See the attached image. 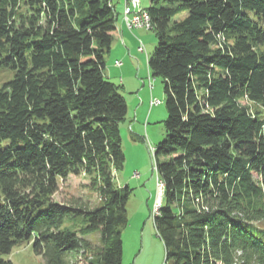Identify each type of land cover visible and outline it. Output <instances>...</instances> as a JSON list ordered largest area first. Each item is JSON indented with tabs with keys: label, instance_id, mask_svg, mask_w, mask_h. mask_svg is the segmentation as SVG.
Segmentation results:
<instances>
[{
	"label": "trees",
	"instance_id": "16d2710c",
	"mask_svg": "<svg viewBox=\"0 0 264 264\" xmlns=\"http://www.w3.org/2000/svg\"><path fill=\"white\" fill-rule=\"evenodd\" d=\"M147 7L163 79L153 147L163 264H264V0H162ZM112 0H0V264L31 241L45 264H121L128 191L119 124L127 104L104 76ZM85 175L97 203L53 199Z\"/></svg>",
	"mask_w": 264,
	"mask_h": 264
},
{
	"label": "rangeland",
	"instance_id": "374dc122",
	"mask_svg": "<svg viewBox=\"0 0 264 264\" xmlns=\"http://www.w3.org/2000/svg\"><path fill=\"white\" fill-rule=\"evenodd\" d=\"M112 2L117 5L120 0ZM140 5L147 8L166 3L162 0H140ZM134 31L136 36L132 45L129 44V52L114 41L104 55L103 69L104 76L120 87L127 104L125 119L119 124L124 163L121 169L114 172L115 185L128 191L127 224L121 233V264H163L164 247L153 224V210L159 191L152 152L164 136L167 111L163 79L152 76L147 67V56L157 42L155 30L139 28ZM140 41L144 51L137 48ZM115 60L121 61V64L116 66ZM12 75L13 70L0 69V86ZM156 99L160 102L151 104ZM87 183L85 175H69L59 181L53 199L66 204L77 200L92 207L98 201L97 194L86 186ZM160 187L162 190L161 182ZM2 257L15 264H45L43 256L32 250L31 241L14 245Z\"/></svg>",
	"mask_w": 264,
	"mask_h": 264
},
{
	"label": "built area",
	"instance_id": "2783aa9c",
	"mask_svg": "<svg viewBox=\"0 0 264 264\" xmlns=\"http://www.w3.org/2000/svg\"><path fill=\"white\" fill-rule=\"evenodd\" d=\"M143 7L140 5V0H127V6L125 9L122 10V20L125 24V26L129 30H134V29H143V20L141 19V12H143ZM138 50L144 51V45L140 41L138 46ZM114 64L116 66H119L121 64V61L115 60ZM160 101L158 99L152 100L151 104H157ZM157 186H158V191L161 190L160 187V181L157 179ZM159 205V201H156L153 213L156 211L157 206Z\"/></svg>",
	"mask_w": 264,
	"mask_h": 264
},
{
	"label": "crops",
	"instance_id": "0c3cea01",
	"mask_svg": "<svg viewBox=\"0 0 264 264\" xmlns=\"http://www.w3.org/2000/svg\"><path fill=\"white\" fill-rule=\"evenodd\" d=\"M114 6H115V10H116V20L117 21H116V33H115L114 38L112 40L111 47L115 41L116 45H119L120 47H122V45H123L127 49V51L129 52L130 46L132 45V40L134 39V36H136V33L134 30H132V31L129 30L125 26V24L122 20V10L125 9V1L120 0V2ZM130 43H131V45L129 46Z\"/></svg>",
	"mask_w": 264,
	"mask_h": 264
},
{
	"label": "bare ground",
	"instance_id": "6f19581e",
	"mask_svg": "<svg viewBox=\"0 0 264 264\" xmlns=\"http://www.w3.org/2000/svg\"><path fill=\"white\" fill-rule=\"evenodd\" d=\"M126 6H127V0H125V8ZM141 19L143 20V22H145V24H143L144 29L152 28V22H151L147 8H144L143 12H141Z\"/></svg>",
	"mask_w": 264,
	"mask_h": 264
},
{
	"label": "water",
	"instance_id": "95a60500",
	"mask_svg": "<svg viewBox=\"0 0 264 264\" xmlns=\"http://www.w3.org/2000/svg\"><path fill=\"white\" fill-rule=\"evenodd\" d=\"M161 193H162V190H159V192H158V196H157V199H158L159 202H160V200H161Z\"/></svg>",
	"mask_w": 264,
	"mask_h": 264
}]
</instances>
